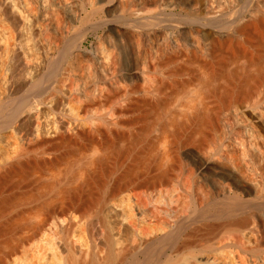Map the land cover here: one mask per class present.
Returning a JSON list of instances; mask_svg holds the SVG:
<instances>
[{
    "label": "bare ground",
    "instance_id": "6f19581e",
    "mask_svg": "<svg viewBox=\"0 0 264 264\" xmlns=\"http://www.w3.org/2000/svg\"><path fill=\"white\" fill-rule=\"evenodd\" d=\"M249 4L250 0H0V129L13 128L20 134L8 130L13 136L5 141V151L0 150V180L15 173L27 176L33 169L43 174L44 167L70 163L73 158L67 154L75 152L82 160L75 163L83 172L101 170L108 154L122 153L118 145L123 138L133 135L131 144L139 145L140 135L131 125L137 117L129 114L140 101L139 106L146 105L152 92L170 85L183 87L182 97L195 90L157 136L176 158H186L191 170L187 180L175 182L168 173L152 189L158 198L149 211L159 222L139 230L147 249L141 262L157 264L164 254L156 250L157 244L177 238L202 219L207 220L205 239L241 241L261 250L264 29L259 26H264V6L248 8ZM239 18L242 23L235 24ZM226 48L233 52L232 59L241 53L245 63L221 76L214 72L197 88L191 86L192 79L171 78L172 64ZM183 124L190 130L185 137L179 134ZM119 202L111 203L112 212L120 209ZM127 218L122 213L116 219L119 231ZM21 219L22 243L26 215ZM104 233L99 232L109 241L114 238ZM135 236L110 247L106 263L125 260L137 248ZM180 244L173 243L171 249L179 250ZM85 247L78 252L83 260ZM88 264L98 262L92 259Z\"/></svg>",
    "mask_w": 264,
    "mask_h": 264
},
{
    "label": "rangeland",
    "instance_id": "374dc122",
    "mask_svg": "<svg viewBox=\"0 0 264 264\" xmlns=\"http://www.w3.org/2000/svg\"><path fill=\"white\" fill-rule=\"evenodd\" d=\"M259 1L264 0H250L248 8H262L264 3L261 5ZM242 19L239 18L235 24L242 23ZM259 28L263 30L264 26ZM92 39L91 36L86 45H90ZM230 51L228 48L218 49L213 55L198 60L192 58L193 60L176 62L170 68L173 70L174 67L175 72L169 71L172 76L171 73L169 75L174 79H192L191 86L196 87L200 81L211 79L214 72L221 76L226 69L236 70L238 66L245 63L246 57L243 58V55L239 53L233 54L236 59H232L233 52L230 53ZM262 54L264 55L263 51ZM252 71L250 69V72ZM2 80H4V74L0 71V96ZM170 86H168L169 90L163 91L164 93L152 92L151 97L149 95L145 101L146 105L139 106L140 101L137 105L140 109L137 106L134 108L136 110L133 109L129 116L132 119L139 118V120L135 118V123L131 124L136 133L133 132L140 135L136 137L139 140L134 138L140 141L139 145L137 142L135 145L131 144L133 140L130 139L135 137L133 135L130 136L131 138H123L119 141L120 146L118 145L121 152H124L120 154L123 156H118L111 150L109 157L107 155L104 159L105 164L101 170L96 168L90 172H83L82 166L77 164L79 162L75 163L76 159L82 162L80 155H77L79 153L75 152L67 154L68 159L73 158L70 163L63 162L55 167H44L43 174L33 169L27 176L15 173L0 180V264H82L84 261V264H88L92 259H95L98 264H107L105 259L108 257L110 247L113 248L118 240L126 242L128 237L133 235H136L135 239L137 237V248L131 251L125 260L116 258L112 264H132L131 260L135 258L136 264H142L147 249L141 242V232L145 227L159 222L157 217L149 211L155 198H158L157 190L152 189L154 186H159L163 176L168 173L172 174L173 182H175L178 179L187 180L191 170L186 158H176L170 149L163 148L162 141L157 139L161 125L171 124L174 115L176 117L180 112L182 103H186L193 97L192 94H195V90H192L187 94L188 97H182L180 91L183 87ZM27 125L25 123L24 127L26 128ZM181 127L180 132L182 131L183 135L180 132L179 134L185 137L190 130L186 125ZM8 130L13 131V135L16 133L13 128ZM8 130L4 129L2 132L3 128L0 129L2 153L5 151L4 144L7 139L13 136ZM41 174L43 177H39ZM119 186L124 188L117 189ZM117 201H120L122 206L119 212L113 211V213L110 205ZM122 213L130 222L127 221L119 231L115 224ZM25 215L28 229L25 227L26 239L24 237V242L21 243L25 230L21 229L20 223ZM206 222L207 220L202 219L192 224L190 229L177 238L171 237L172 239L169 238L157 244L156 250L161 249L160 253L164 251L157 264H264L263 246L261 250H254L247 248L241 241L223 240L219 243L221 240L219 238L205 239L206 235L203 234ZM194 229L197 232H193ZM113 231H115L114 234ZM99 232H105L104 234L111 232L114 238L109 241V238L106 236L104 238ZM263 241L259 240L262 243ZM175 242L178 245L181 243L180 246H183L179 249L181 251L171 249V245ZM184 243L188 245L184 246ZM83 246L88 247L84 248L86 250L84 260L78 255ZM87 249L90 250L87 251Z\"/></svg>",
    "mask_w": 264,
    "mask_h": 264
}]
</instances>
